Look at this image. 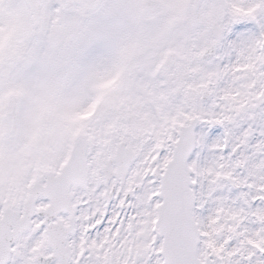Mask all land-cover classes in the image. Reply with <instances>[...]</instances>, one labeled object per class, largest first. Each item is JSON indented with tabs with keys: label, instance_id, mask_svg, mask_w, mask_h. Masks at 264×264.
Here are the masks:
<instances>
[{
	"label": "snow or ice",
	"instance_id": "obj_1",
	"mask_svg": "<svg viewBox=\"0 0 264 264\" xmlns=\"http://www.w3.org/2000/svg\"><path fill=\"white\" fill-rule=\"evenodd\" d=\"M0 264H264V0H0Z\"/></svg>",
	"mask_w": 264,
	"mask_h": 264
}]
</instances>
